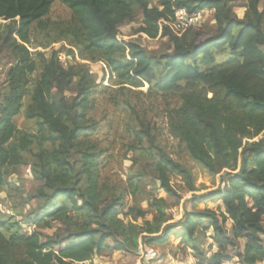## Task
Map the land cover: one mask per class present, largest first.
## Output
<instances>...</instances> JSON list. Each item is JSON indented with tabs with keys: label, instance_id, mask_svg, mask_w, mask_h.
Wrapping results in <instances>:
<instances>
[{
	"label": "trees",
	"instance_id": "16d2710c",
	"mask_svg": "<svg viewBox=\"0 0 264 264\" xmlns=\"http://www.w3.org/2000/svg\"><path fill=\"white\" fill-rule=\"evenodd\" d=\"M261 1L247 0L239 19L230 0H159L156 5L153 0H0V54L10 56L0 95V193L12 202L11 214L0 212V264H94L93 257L105 251L133 253L141 243L161 247L170 237L193 255L194 264L264 263ZM55 2L70 12L66 22L46 19ZM177 9L208 10L214 26L188 29L179 37L168 26L160 28ZM137 19L141 22L133 33L151 40L159 36L167 50L148 53L117 40L119 26ZM33 28L66 40L93 63L103 62L121 85L138 88L145 82L149 89L177 96L180 106L167 114L170 135L210 176L228 171L215 191L189 202L219 200L221 208L184 210L173 221L172 205L144 192L148 181L152 190L179 199L171 177L187 192L196 191L195 180L161 148L131 106L138 169L121 192L100 185L101 151L87 139L97 129L88 117L96 75L88 65L64 68L58 52L48 57L36 52L33 59L27 48ZM62 50L73 56L71 49ZM36 71L39 77L33 78ZM26 96L24 115L34 120L36 134L13 123ZM28 165L38 187L17 200L9 177ZM126 194L133 198L127 207ZM33 200L34 208L19 210ZM22 225L53 232L27 234Z\"/></svg>",
	"mask_w": 264,
	"mask_h": 264
},
{
	"label": "rangeland",
	"instance_id": "374dc122",
	"mask_svg": "<svg viewBox=\"0 0 264 264\" xmlns=\"http://www.w3.org/2000/svg\"><path fill=\"white\" fill-rule=\"evenodd\" d=\"M159 0H153L152 5H156ZM232 1V11L239 18H243L246 11L247 0ZM259 10L264 8V0L259 4ZM212 12L206 11L201 27H213L214 20ZM70 18V12L60 3L52 4L46 17L49 21L66 22ZM141 20L124 22L118 28L117 40L121 43H136L148 53L158 54L167 50L166 40L159 36L156 39H149L143 34H134V30L139 27ZM1 23V21H0ZM199 28V26L197 27ZM195 28V29H197ZM53 33L37 32L35 28L30 33V44L27 46L29 52L43 53L46 57L53 52H58L61 65L66 68L69 65L83 64L88 65L96 75V88L92 95L93 102L88 117L97 123V129L88 136V140L96 144L101 151L98 158L99 184L116 191H122L131 173H134L138 166L133 161L141 160L139 153L133 151L134 140L130 130L128 106L135 109L138 119L144 123L149 131L156 137V142L175 162L189 169L195 180V192H187L183 183L178 178L172 176L170 184L180 196L179 199L168 198L161 191L152 190L151 183L147 181L144 186L145 193H151L157 198H164L172 207L169 213L173 221L179 220L184 210H204L205 208H221L219 200H212L192 205L189 201L193 196L203 195L215 191L219 187V181L227 170H224L216 177L210 176L205 170L193 162L187 155L182 144L170 135L167 124V114L170 110L180 106L181 101L172 94H161L149 89L147 83L141 87L134 88L128 85H121L119 81L110 75L109 70L103 62L93 63L86 56L80 53V49L71 46L66 40L53 38ZM56 39V40H53ZM55 42V43H54ZM62 49H71L73 56ZM226 57L224 54L218 61L221 62ZM10 61L8 52L0 54V95L4 91V77ZM39 77V71L33 74V78ZM123 87V88H122ZM29 103L26 96L22 102L20 112L13 118L15 127L23 132L36 134L37 129L34 120H28L24 111ZM261 136L254 139L259 140ZM146 146V144H144ZM9 181L15 188L13 194L17 200L25 199L28 194L33 193L38 187V183L33 180L30 165L23 166L19 171L9 177ZM126 207L133 204V198L129 194L125 195ZM12 202L6 192L0 193V212L11 214ZM141 206L146 209V202L142 201ZM36 201H30L24 211L34 208ZM149 219L150 216H147ZM128 220V219H126ZM27 234L34 231L43 235H51L52 230H37L28 225H22ZM229 227V225L227 226ZM44 239V238H42ZM210 241L208 240L207 243ZM179 241L175 237H170L167 245L161 247L146 246L139 244L136 252L122 253L105 251L101 255H95L92 259L94 264H194L193 255L190 252H182L178 248ZM242 242H239L241 247ZM225 264H238L236 259Z\"/></svg>",
	"mask_w": 264,
	"mask_h": 264
},
{
	"label": "built area",
	"instance_id": "2783aa9c",
	"mask_svg": "<svg viewBox=\"0 0 264 264\" xmlns=\"http://www.w3.org/2000/svg\"><path fill=\"white\" fill-rule=\"evenodd\" d=\"M205 11H196L188 13L185 9H177L174 11L173 19L167 23L161 21L159 23L160 28L165 25L168 26L172 33L176 36H181L188 29H195L204 21ZM264 264V263H263Z\"/></svg>",
	"mask_w": 264,
	"mask_h": 264
},
{
	"label": "crops",
	"instance_id": "0c3cea01",
	"mask_svg": "<svg viewBox=\"0 0 264 264\" xmlns=\"http://www.w3.org/2000/svg\"><path fill=\"white\" fill-rule=\"evenodd\" d=\"M241 242H242V241H241ZM241 244H243V242H242ZM258 264H263V263H258Z\"/></svg>",
	"mask_w": 264,
	"mask_h": 264
}]
</instances>
